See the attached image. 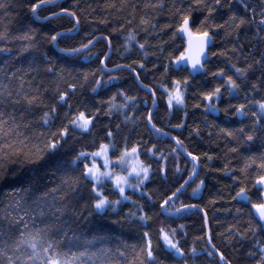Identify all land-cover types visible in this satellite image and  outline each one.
Segmentation results:
<instances>
[{
    "label": "trees",
    "instance_id": "trees-1",
    "mask_svg": "<svg viewBox=\"0 0 264 264\" xmlns=\"http://www.w3.org/2000/svg\"><path fill=\"white\" fill-rule=\"evenodd\" d=\"M0 2L7 5L5 9H0V32H5L8 37L7 40H0V47L11 50L10 54L0 53V78H3L6 71L18 70V75H23L26 81H32L34 88H39L42 99L49 107L59 90L69 91L73 112L80 109L88 114L96 107L101 108L92 131L83 135L74 133L75 138L70 136L67 145L58 155L70 161L78 151H96L101 143H105L112 146V156L118 157L126 148L137 146L140 160L145 166H150L149 179L141 185L140 190L152 197L148 201L139 192L129 189L125 193L130 197L129 200H121L114 209L97 212L91 203V183L81 175L83 161L78 163L73 173L80 181L73 194L70 190L63 189L62 172H33L32 165L23 158H12L5 162L6 166L25 179L22 184L15 180L0 182V224L4 225L6 232L11 233L9 243L18 235L15 227L8 228L9 221L17 215H23L26 209L29 210V229L43 228L46 224L53 223V217L47 210L45 215L39 214L40 209L33 204V200L43 192L59 188L61 192L56 195L68 191V197L65 201L58 202L57 206L66 203L69 209L73 206L76 209L75 215L69 210L60 218L63 229H70L68 236H75V243L69 247L63 241L61 250L68 252L69 256L72 253H86L79 258L81 264H102L99 259L102 249L106 250L103 264H148L146 252L143 251L148 240L151 241L155 264H185V260L187 264H221L218 256L213 254L209 257L207 254L211 251L208 246L209 237L211 244L215 245L230 264H255L260 255L259 244L264 243V230L257 227L258 216L251 206L253 203L263 202L261 193H264V188L257 186L256 178L264 174V169L258 167L264 154V136L257 133L254 142H242L256 119L252 113L259 114L257 102L264 101V84L258 90L250 87L251 83H258L256 77L262 71L258 66L253 65L246 77L238 78L232 65L245 68L264 54V25L259 23V10L264 6L261 0H248L249 7L256 8L255 16L235 3L231 6V11L224 8L214 14L213 23L224 26L211 29L213 42L206 61H203L205 69L195 75H189L186 68L182 71L174 70L171 63L184 51L188 40L179 34L173 36L181 22V17L175 11L176 7H181V0H164L165 7L155 11L150 8L141 11L144 2L141 0L133 14L134 19L129 16L130 8L119 13L114 8H107L106 3H111L112 0H64L54 6H45L48 3L46 0L37 8V17L31 11V4L38 3V0ZM128 2L136 3V0ZM189 3L190 0H183L185 12ZM62 8L76 13L79 33L71 40L58 37L54 46L50 40L51 35L73 28L75 21L69 15L50 19L45 23L37 19L49 18L51 13H60ZM232 12L246 21L239 28L231 22L226 23ZM145 14L146 18H151L150 22L155 25V29L140 25V18ZM203 15L201 11L193 13V16L201 18ZM126 19H132V23H126ZM102 20L107 22L101 23ZM141 28H146L147 31H142ZM130 31L135 34V40H128ZM193 31L195 32V26ZM26 35L31 39H26ZM93 36H106L110 41L112 53L105 61L108 68H113L114 65H132L140 74V81L155 90L157 104L152 113V123L163 133L179 139L182 150L192 153L198 159L199 171L196 178L174 198L173 204L166 207H179L181 203L197 207L182 210L173 218L165 217L162 213L160 202L192 178L195 163L182 156L170 138L157 135L150 127L147 116L149 109L153 108V97L148 90L139 86L135 75L125 69L105 73L103 79H107L109 75L117 79L107 89L92 91L96 78L101 76L99 58L110 51L107 43L98 41L91 50L75 57H68L57 51L58 48L87 43ZM140 43L145 44L143 50L139 48ZM134 62L142 63L144 68H139ZM165 65L169 66L167 73ZM49 67L52 68L51 72L47 70ZM219 69L224 70V78L211 75ZM227 76H232L241 84V89L234 95L227 91ZM185 77L188 79L187 85L180 86L184 104L178 106L173 102V107L169 109L167 96L168 91L173 88L172 80L183 81ZM69 84L76 85L74 92L68 89ZM217 86L221 87L220 97L206 100L203 94ZM120 90L127 96L135 97V101L126 102L124 97L117 94ZM113 94H116L114 103L117 109H113L111 115H104L103 110L107 108V102ZM121 104L127 105L122 110L123 114L119 110ZM213 104L220 111H210ZM240 104L246 106L244 116L235 114V106ZM46 110L48 109L41 105L26 117L34 121L29 130L32 144H38L43 139L37 138L38 133L55 131L59 125L66 123V108L58 107L54 124L44 127L40 117ZM125 115L129 117L128 120H125ZM261 124L264 125V119ZM176 125L181 127L177 128ZM241 128L244 129L243 132L240 131ZM109 129L113 133L110 139L107 136ZM229 132L232 133L231 136L228 135ZM149 148H152V152H148ZM233 148H237V151H231ZM161 168L164 172L160 171ZM13 187H23L28 191L13 193ZM241 187L245 188L246 200L237 196ZM100 188L110 200L120 199L118 190L112 183L103 182ZM193 189H197L195 195ZM51 199L49 196V201ZM17 200L20 201L19 207ZM141 207L150 217L144 223L139 219ZM133 213L136 215H132ZM161 228L184 250V259L175 257L168 250L160 235ZM252 228H255V232ZM145 232H148V237L144 236ZM60 235L56 229L48 233L52 239H59ZM192 248L197 251L195 257L190 253ZM250 252L256 255L250 256ZM92 253L97 255L90 259ZM11 254L12 250L9 249V255Z\"/></svg>",
    "mask_w": 264,
    "mask_h": 264
},
{
    "label": "snow or ice",
    "instance_id": "snow-or-ice-1",
    "mask_svg": "<svg viewBox=\"0 0 264 264\" xmlns=\"http://www.w3.org/2000/svg\"><path fill=\"white\" fill-rule=\"evenodd\" d=\"M46 0H38V3L31 4V11L33 14L36 13L37 8L43 5ZM48 3H54V0H47ZM141 3V0H136V3H129L128 0H119L117 5V0H112L111 3H106L107 8H114L117 13L123 11L124 9L130 8L131 12L129 16L134 19V13L137 11V5ZM235 3L236 5L242 6L246 12L252 13L253 16L256 15V8L249 7L248 0H190V3L187 6L186 12L183 10V0H181V7H176V13L181 17V22L178 26V30L173 33V36L182 35L183 37L188 38V46L184 51L180 52L178 56L171 62L174 70H188L189 75H192L194 72H202L205 69V63L208 53L206 52L207 47L209 46L212 35L211 29L213 28H222L224 25L213 23L214 14L219 13L224 8H229L231 11V6ZM262 5H264V0H261ZM7 5L3 2H0V9H5ZM165 7L164 0H144L141 6V11L144 9L159 10ZM175 7V4H173ZM195 11H201L204 13L203 18L193 16ZM68 14L70 17L76 19V24L73 28L67 29L64 32H56L51 35L50 40L55 44L58 40V37H66L68 40H71L74 35L79 33V19L76 17L75 12H69L68 9L62 8L60 13H51L50 18H55L59 14ZM141 16L140 25L150 26L155 29V25L151 24V18H146ZM260 25H264V6L259 10ZM132 19H126L125 22L128 24L132 23ZM101 23H106V20L100 21ZM235 25L236 28H239L246 21L243 17H238L235 12L229 16V21ZM195 26V32L193 27ZM123 24H121V28ZM116 31L115 28L112 29ZM142 31H147L146 28H141ZM195 36L196 42L193 44L192 38ZM26 39H31L29 36H25ZM104 40L108 41V37H102ZM8 37L5 32H0V40H7ZM97 37L93 36L91 39L87 40V43H80L78 46L73 47H64L58 48L57 51L63 53L68 57H75L81 54L82 50H88L89 46ZM135 34L131 31L128 33V40H135ZM109 48L111 46L110 41ZM127 44V41H126ZM139 48L143 50L145 48L144 43L139 44ZM127 50V48L125 49ZM11 50L7 47H0V53L10 54ZM147 55V53H145ZM215 55V53H213ZM110 52H105L101 58H99V64L101 65V76L97 77L95 80V85L92 89L93 92H97L98 89L104 88L107 89L111 86L113 80L117 77L109 75L107 79H103L105 73H110L113 70H121L127 68L133 72L136 76L137 82L140 83V86L148 90L153 97V104H155V90L151 89L149 85L144 84L140 81V74L137 72V69L132 65H114L113 68H108L105 61L109 58ZM7 63V62H5ZM138 64V67L143 69L144 65L139 62H134ZM253 65L258 66L262 69L260 75L256 77L257 82L251 83L250 87L252 90H258L260 85L264 84V54L261 55L259 59L253 61V63L246 65L245 68L236 67L232 65L235 69V75L238 78L246 77L247 73L252 70ZM49 72L52 71V68L47 69ZM169 70V66L165 65V73ZM224 70L219 69L217 72L211 73L212 76L217 78L223 77ZM26 75V72H25ZM87 78V77H85ZM7 81V82H5ZM188 79L185 77L183 81L181 80H172V90L168 91L165 87V90L168 91L167 102L168 107L171 109L173 107V102L176 105L182 106L184 104V94L181 90V84L187 85ZM227 91L230 95L236 94L241 89V84L237 83L236 79H233L232 76L226 77ZM68 89L72 92L75 91L76 85L69 84ZM118 95L124 97V100L135 101V97L127 96L123 90H120ZM204 98L206 100H211L213 97L219 98L221 95V87L217 86L214 90L204 93ZM116 94H113L109 101L107 102V108L103 110L104 115H111L113 109H117V105L114 103ZM147 103V101H145ZM259 105V114L253 112L252 115L256 117L253 122V127L251 131L245 136V139L242 143L254 142V139L257 138V133H260L261 136H264V125L261 124V120L264 119V101L257 102ZM43 105L48 110L43 111L40 117V122L46 128L54 124L55 119L58 116V107L66 108L64 111V118L66 123L59 125L55 131L49 130L47 133L40 132L37 134V138L43 137V139L38 144H32V135L30 129L33 124V120L27 119L26 117L31 115L34 108L40 107ZM126 104L119 105V110H122L126 107ZM229 107H233L229 105ZM245 105L240 104L235 106V114L244 116ZM210 111L218 112V109L214 104L210 106ZM227 113V108L224 109ZM101 114V108L96 107L94 111L86 114L85 111L77 109L75 112L72 111V104L69 100V91H57V95L51 107H49L44 100L42 99V94L39 88H34L31 80H25L23 75H18L17 71H6L3 78H0V182H5L7 180H15L21 184L24 181V177L18 174L15 171L10 170L6 166V161L12 158H23L28 164L32 165L31 171L36 172L43 170L45 174L49 170L55 172H62L63 177L61 184L63 189L70 190L73 194L77 191V186L79 185V177L74 175L75 167L80 162L83 163V171L81 175L84 179L89 180L91 183V192H92V207L97 212H104L108 208H115L116 205L121 203V200H129L130 197L125 194L126 188H132L134 192H139L141 197H146L148 201L152 200V197L141 191V185L144 184L145 180L149 179L150 166H145L142 161L138 160L137 146H133L131 149H125L121 154L116 157V162L119 166L124 169V166L127 165L126 172L127 174H117L114 170L110 169V164L112 163L108 157L109 144L101 143L99 149L96 151L88 152L86 150H81L76 153L70 161L64 160L58 153L65 148L70 136L74 137V133L79 132L81 135L87 134L92 131V126L96 119H99ZM123 114V112H122ZM129 117L125 115V120H128ZM147 120L151 128L157 133V135H167V133H162L161 129H158L155 124L152 123V113L149 109ZM119 126L117 125V128ZM175 127L179 128L181 125H176ZM241 132L244 131L243 128L240 129ZM28 132V134H26ZM113 133L109 129L107 131V136L110 139ZM229 136L232 133H228ZM176 141L178 146L182 147V142L176 137H172ZM154 147V146H153ZM175 151V149H173ZM185 151H187L185 149ZM231 151H237V148L231 149ZM148 152H152V148L148 149ZM192 157L193 161L197 160L196 156H193L192 153H187ZM100 157L103 159V171L101 167L97 164L96 158ZM137 158L133 162V158ZM211 159V157H208ZM252 160V157H249ZM90 161V163L88 162ZM255 163L254 160H252ZM259 168L264 169V154L261 157V163L258 165ZM179 170V169H177ZM161 172H164V169H160ZM195 171V165L193 167ZM129 177H134L137 181L136 184L129 182ZM105 179H110L115 187L118 190L120 199L110 200L107 195H104L101 191V184ZM235 179V178H234ZM187 183V181L185 182ZM203 183V181H201ZM256 183L264 185V174L259 175L256 178ZM184 185L176 188L175 191L167 195L165 199L160 202V208L171 214L179 215L182 210L191 209L197 207L196 205H187L181 203L179 207L168 208L166 205H171L174 202V198L178 197V194L181 193ZM13 193H19L21 191H28L23 187L11 189ZM61 192L59 188H53L46 192L41 193L40 195L35 196L33 204L40 209V215H45V210L53 217V223L46 224L43 228L33 227L29 229L28 217L29 210H25L23 215H17L14 219L9 221L8 228L15 227L18 235L12 240V243H9L11 239V233L5 231L4 225L0 224V264H81L80 257L84 256L86 253H72L69 256L68 252L61 250V243L66 241L69 247L75 243V236H68V230H64L62 227V222L60 220L61 216L65 211H71L73 215L76 213V209L73 206L71 209L68 208L66 203H60L57 206L58 202L65 201L68 197V191H63L61 195H56V193ZM197 189H193V195H195ZM245 193V188L241 187L237 196L247 199L243 194ZM49 196L52 197L49 201ZM261 196L264 197V193H261ZM17 206H20V201L17 200ZM252 209L255 210L256 216H258L259 223L257 227L261 230H264V202L253 203ZM59 214V215H57ZM132 215H136L133 213ZM150 217L145 213L144 208H140L139 219L142 223L146 222ZM205 223H207V217L205 216ZM181 227H183L181 225ZM56 229L60 232L59 239L49 238L48 233ZM255 232V228L251 229ZM175 230H173L174 235ZM148 232L144 233L145 237H148ZM160 235L163 238L165 245L172 254L180 259H184L185 253L184 250L178 246V242H174L168 233L164 231L163 228L160 229ZM209 244H211V237H209ZM212 248L215 249V254L219 256L220 261L224 264H230V262L225 261V257L222 253L216 249L214 244H211ZM9 249L12 250V254L9 255ZM143 251L146 252V257L148 264H155V258L153 256V251L151 247V241L148 240L147 246ZM259 258L256 259L255 264H264V243L259 244ZM190 253L193 257L197 255L195 248L190 249ZM122 256L124 253H120ZM208 256L211 257L214 253L209 251ZM96 253L90 255L96 257ZM106 255V250H100L99 259L103 264V257ZM250 256H255L253 252L249 253ZM185 264L187 261L185 260Z\"/></svg>",
    "mask_w": 264,
    "mask_h": 264
},
{
    "label": "water",
    "instance_id": "water-1",
    "mask_svg": "<svg viewBox=\"0 0 264 264\" xmlns=\"http://www.w3.org/2000/svg\"><path fill=\"white\" fill-rule=\"evenodd\" d=\"M64 0H56V1H54V3H46L45 4V6H54V5H56V4H58V3H61V2H63ZM63 15H68V14H63V13H61V14H59L58 16H56L55 18H58V17H60V16H63ZM35 16L37 17V11H36V13H35ZM50 19H54V18H46V19H40V20H38L37 19V21H39V22H41V23H45V22H47L48 20H50ZM73 20L75 21V23H76V19L75 18H73ZM78 28H79V26H78ZM98 41H105L106 43H107V45L109 46V43H108V41H106V40H104L102 37H100V38H97L94 42H93V44L92 45H90L89 46V49L88 50H82L81 51V54L82 53H85V52H87V51H89V50H91L94 46H95V44L98 42ZM192 42H193V44H195V42H196V38H195V36H193V38H192ZM212 42H213V40H211V42H210V44H209V46L207 47V49H206V52H208V50H209V48L211 47V45H212ZM56 45V43L54 44V46ZM188 46V40H187V43H186V47ZM110 49V55H111V53H112V51H111V47L109 48ZM203 62V61H202ZM125 70H128L127 68H124ZM122 70V69H121ZM116 71H119V70H113L112 72H110V73H114V72H116ZM128 71H130V70H128ZM131 72V71H130ZM131 73H133V72H131ZM197 72H194V73H192V75H195ZM134 74V73H133ZM135 75V74H134ZM136 77V76H135ZM138 84H139V86H140V83L138 82ZM141 87V86H140ZM142 88V87H141ZM142 89H144V88H142ZM156 104H157V101H156V98H155V104H153V108H152V110H151V113H153V110H154V108L156 107ZM151 127V126H150ZM163 133V132H162ZM163 135V134H162ZM164 136H166V137H168V138H170L172 141H173V143H174V145L177 147V149L180 151V153L182 154V156H184V157H186V158H188V159H191L192 160V157L191 156H189L186 152H184L183 150H182V148L180 147V146H178L177 144H176V141L174 140V139H172V136L171 135H164ZM193 161V160H192ZM194 163H195V173L193 174V176H192V178H190L188 181H187V183H184L183 185H184V187H183V189L182 190H184L187 186H188V184H190L195 178H196V176H197V174H198V171H199V162H198V159L196 160V161H193ZM257 186L258 187H262V188H264V185H260V184H257ZM244 196H246V194H243ZM240 199H244V198H241L240 197ZM244 200H246V199H244ZM263 202H264V197H263ZM162 213H163V215L165 216V217H169V218H173V217H175V216H177V215H175V214H171V213H169V212H165V211H163L162 210ZM206 226H207V228H208V220H207V223H206ZM208 235H209V232H208ZM208 241H209V238H208ZM208 246H209V248H210V250L215 254V249H213L212 248V246H211V244H209V242H208ZM216 256H218L217 254H215ZM218 258H219V256H218ZM219 261H220V259H219ZM220 263L221 264H223V262L222 261H220Z\"/></svg>",
    "mask_w": 264,
    "mask_h": 264
},
{
    "label": "rangeland",
    "instance_id": "rangeland-1",
    "mask_svg": "<svg viewBox=\"0 0 264 264\" xmlns=\"http://www.w3.org/2000/svg\"><path fill=\"white\" fill-rule=\"evenodd\" d=\"M111 153H112V146L109 145L108 157H109V160L112 162L110 164V169L111 170H114L117 174H125L126 175L127 174V172H126L127 165H125L124 166V169H122L119 166V164L116 162V157H113ZM137 154H138V150H137ZM136 159L137 158L134 157L133 158V162H135ZM138 160L141 161L139 155H138ZM96 162L101 167V170L103 171L104 170L103 169V163H104L103 159L100 158V157H97L96 158ZM103 182H110V183H112V181L110 179H105ZM129 182L132 183V184H136L137 181L135 180L134 177H129ZM129 189H132V188H126V191L129 190ZM126 191H125V193H126Z\"/></svg>",
    "mask_w": 264,
    "mask_h": 264
}]
</instances>
